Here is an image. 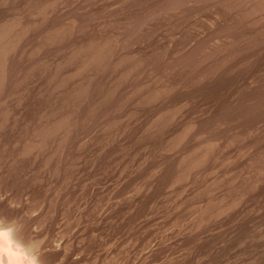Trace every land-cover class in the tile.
<instances>
[{
	"label": "rangeland",
	"instance_id": "374dc122",
	"mask_svg": "<svg viewBox=\"0 0 264 264\" xmlns=\"http://www.w3.org/2000/svg\"><path fill=\"white\" fill-rule=\"evenodd\" d=\"M0 36V220L45 259L264 264V0H0Z\"/></svg>",
	"mask_w": 264,
	"mask_h": 264
},
{
	"label": "bare ground",
	"instance_id": "6f19581e",
	"mask_svg": "<svg viewBox=\"0 0 264 264\" xmlns=\"http://www.w3.org/2000/svg\"><path fill=\"white\" fill-rule=\"evenodd\" d=\"M1 220L0 232H7V236H0V264H12L13 261L33 259L37 261V264H52V262L44 258L41 248L39 249L35 244L32 245L33 243L30 244L22 234L23 232L21 233V230H18L19 228L14 223L10 224V222L7 223L8 221L5 222L6 220L4 219V221Z\"/></svg>",
	"mask_w": 264,
	"mask_h": 264
},
{
	"label": "clouds",
	"instance_id": "9594fccd",
	"mask_svg": "<svg viewBox=\"0 0 264 264\" xmlns=\"http://www.w3.org/2000/svg\"><path fill=\"white\" fill-rule=\"evenodd\" d=\"M0 236H7V232H0ZM12 264H37L35 259L28 261H13Z\"/></svg>",
	"mask_w": 264,
	"mask_h": 264
}]
</instances>
